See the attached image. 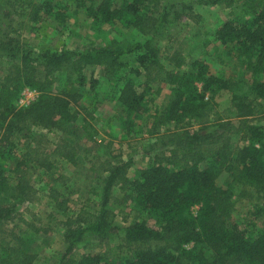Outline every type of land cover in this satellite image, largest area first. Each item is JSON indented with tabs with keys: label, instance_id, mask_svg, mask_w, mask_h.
<instances>
[{
	"label": "trees",
	"instance_id": "16d2710c",
	"mask_svg": "<svg viewBox=\"0 0 264 264\" xmlns=\"http://www.w3.org/2000/svg\"><path fill=\"white\" fill-rule=\"evenodd\" d=\"M73 1H78L96 26L124 22L138 33L140 40L132 44L115 41L82 52L62 49L43 50L34 56L21 53L19 65L12 66L0 81V148L11 146L10 137H23L30 127L50 130L73 123L70 101L53 92L51 75L63 72L74 78L81 97L86 93L83 86L87 67L101 68L104 78L114 81L115 101L129 120L146 116L162 86H169L167 102L149 117L148 133L156 136L169 126L174 133L167 136V150L156 155L153 164L141 169L134 180L127 177L126 162L99 158L89 161V172L103 179L102 189L96 193L99 210L93 215L86 217L82 211L67 215L66 198L57 188L47 187L44 196L65 216L62 225L66 251L60 264H264V127L248 119L255 111L253 101H264V0H243L247 17L230 19L215 32L226 57L237 62L238 69L245 73V79L239 82L218 74L207 58L188 60L181 51H161L155 44L158 9L151 6V1L158 0ZM13 2V6L15 2L26 5L28 9H22L19 16L26 14L30 21L44 18L62 27L68 24L65 7L47 0ZM199 2L232 8L236 1ZM13 32L7 30L1 37L10 38ZM4 46L0 43V48ZM92 78L89 91L97 86ZM245 84L253 101L248 102L247 95L240 94ZM24 90L34 91L37 97L28 106L17 108ZM222 92L231 95L236 122L222 121L219 116L214 131L191 130L193 122L203 123L216 108L215 98ZM88 127L82 129L91 138ZM232 133L240 135L243 146L232 147ZM46 144L43 135L30 137L26 153L12 169L14 186H10L0 165V192L11 191L17 197L32 200L37 191L28 178L30 167L51 172L61 161L77 166V150L72 142L62 140L52 149H47ZM3 157L0 149L2 161ZM223 174L229 177L225 188L218 185ZM57 181L65 184L68 178L60 176ZM235 187L240 196L263 204L255 207L252 214L263 224L258 233L247 234L231 223ZM114 188L129 190L128 199L134 210L157 215L159 228L137 220L124 228L122 243L130 258L109 260L96 253L76 258L75 249L83 244L87 233L109 236L116 228L109 206ZM15 216V206H0V264H33L35 256L26 249L25 240L7 228Z\"/></svg>",
	"mask_w": 264,
	"mask_h": 264
},
{
	"label": "rangeland",
	"instance_id": "374dc122",
	"mask_svg": "<svg viewBox=\"0 0 264 264\" xmlns=\"http://www.w3.org/2000/svg\"><path fill=\"white\" fill-rule=\"evenodd\" d=\"M52 4L65 7L68 24L62 27L52 20L44 19L38 22L30 21L25 14L19 16L26 5L13 0H0V81L8 74L12 66L19 65V55L28 52L31 56L43 50L84 51L88 47H101L118 42L132 44L140 40L138 33L127 23H117L107 27H98L86 17L79 7L78 1L47 0ZM200 0H158L151 1V6L158 9L159 32L155 44L164 53L181 51L186 59L199 57L207 58L212 69L218 74L233 78L236 82L245 79V73L238 69L237 62H230L226 57L223 46L215 39L217 28L224 22L234 18H246L247 12L242 8L243 0H235L232 8L223 4L215 6L204 5ZM190 10H189V9ZM28 9V8H26ZM11 33L10 38H3L5 31ZM27 53V54H28ZM86 93L79 96L78 85L74 78L65 73L51 75L52 90L62 94L70 101L71 112L75 121L69 125H61L50 130L42 127H30L23 137H10L11 146L3 150L4 160L0 165L4 176L14 186L12 169L16 161L26 153L25 145L32 135H43L48 144L47 149L60 141L72 142L77 150L78 164L71 166L65 161L47 172L32 166L28 170V178L37 191L34 199L24 200L15 196L11 191L0 192V206H15L16 216L7 228L25 240L26 249L35 256L33 264H60L64 262L66 244L64 240L65 227L62 225L65 216L58 213L53 204L44 196L47 187L57 188L66 198L67 215L78 212L85 216L93 215L99 210V198L96 193L102 189L103 179H97L89 172L90 163L96 158L113 162L123 161L128 164L127 177L134 180L141 169L153 164L154 157L167 150V136L174 133L169 126L162 129L156 136L149 135L150 115L161 110L168 100L170 88L165 85L159 96L154 99L149 113L141 120H129L119 109L114 91V81L104 78L99 67H87L84 71ZM95 79L97 86L89 91V81ZM245 81V80H244ZM246 83V81H245ZM247 95V85L241 87L240 94ZM37 97L34 91L24 90L16 103L17 108L28 106ZM248 102L253 97L248 94ZM216 108L209 112L206 120L199 124L193 122L191 130L205 128L204 132L215 130L214 122L221 116L222 121L236 122V111L228 92H222L215 98ZM255 111L248 116L252 124L264 127V101H253ZM89 126V135L82 129ZM88 127V128H89ZM164 141V142H162ZM233 148L244 144L240 135L232 133ZM5 151V153H4ZM68 178L65 184L57 181L58 177ZM229 182L227 174L218 179V185L225 188ZM92 191L94 194H92ZM234 190V212L231 223L237 225L247 234L258 233L263 228L261 220L254 219L252 214L255 207L262 206L257 200L246 199ZM129 190L121 192L113 189V199L109 206L114 212V227L109 236L87 233L83 244L75 249L77 258L86 253L103 255L109 260L130 258L128 250L123 246V230L135 220L144 221L153 229L159 228V217L141 213L133 208L128 199ZM197 208L192 211L195 213ZM25 222L27 224H25ZM47 230L46 233L40 230ZM191 246V245H190ZM208 256L209 253L205 252Z\"/></svg>",
	"mask_w": 264,
	"mask_h": 264
}]
</instances>
